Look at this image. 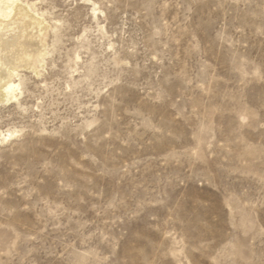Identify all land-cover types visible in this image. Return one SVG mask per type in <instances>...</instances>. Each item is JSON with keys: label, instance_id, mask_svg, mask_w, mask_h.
I'll return each instance as SVG.
<instances>
[{"label": "clouds", "instance_id": "clouds-1", "mask_svg": "<svg viewBox=\"0 0 264 264\" xmlns=\"http://www.w3.org/2000/svg\"><path fill=\"white\" fill-rule=\"evenodd\" d=\"M191 2L188 13L192 12ZM224 3L243 13L244 24L236 27L235 33L245 34L251 29L254 35L264 38V0ZM170 4L171 0H163V7ZM24 10V36L38 47L28 49L12 65L0 62V93L6 98L10 91L14 94V99H6L0 107L15 104L21 121L18 127L0 130V149L32 136L58 142L71 137L85 151L67 165L42 155L35 176L22 173L17 183L0 187V207L15 188L16 195L24 201L21 211L32 212L37 224L42 225L25 232L0 223V264H40L34 254L39 252L37 246H42L50 223L55 230L68 229L59 245L54 242L48 251L55 258L52 264H264V106L254 108L234 92L236 127L221 135L205 103L193 94L200 90L208 95L213 76L186 79L190 91L172 101L163 85L128 83L129 78L139 75L138 66L122 58L110 41L99 55L89 58L90 50L83 45L88 43L92 29L85 27L69 38L66 33L71 25L55 15L57 9L51 0H26ZM100 15L103 13H96ZM94 22L97 32H101L104 26L95 17ZM70 39L76 41V48L67 49L66 41ZM232 43L230 40V47ZM233 70L238 77V89L253 84L264 87V64L240 56ZM57 72L64 73L67 80L59 75L52 77ZM126 84L141 94L135 106L122 105L116 95ZM26 98L34 103H23ZM145 102L154 107L167 104L172 113L170 119L153 118L145 111ZM61 105L67 107L61 110ZM125 119L131 131L122 138L114 126ZM248 131L259 135L250 139ZM113 140L119 141L121 149L111 153ZM134 145L138 154L130 160L124 158L123 150ZM218 154H223L226 177H235L237 182L221 186L213 174H205ZM145 164L153 173L151 177L140 174L139 166ZM73 169L90 174V187L77 192L76 183L67 180ZM54 172L60 174L57 189L75 193L73 200H54L41 191L38 185ZM240 180L245 184L240 185ZM103 181L112 182L111 190L105 189ZM193 183L216 192L220 199L218 206L209 202L198 217L186 220L179 197ZM72 203L86 205L87 209H73L69 207ZM153 210L164 214L159 227L153 229L160 235L156 248L140 245L130 250L122 226L138 222L145 215L149 220H157ZM88 211L94 213V218L73 220ZM64 217L67 223H62ZM221 217L222 235L217 223ZM73 223L76 227L70 228ZM68 236L74 238L69 241Z\"/></svg>", "mask_w": 264, "mask_h": 264}, {"label": "rangeland", "instance_id": "rangeland-1", "mask_svg": "<svg viewBox=\"0 0 264 264\" xmlns=\"http://www.w3.org/2000/svg\"><path fill=\"white\" fill-rule=\"evenodd\" d=\"M93 1L99 5L97 12L103 15L96 16V13H93L92 0L90 3H82L81 0H51V3L57 9L55 15L63 17L71 25V29L66 33L69 38L78 35L85 27L92 29L88 43L83 45L90 50L89 58L92 55H99L102 48L106 47L110 41L122 58L130 59L134 66H138L136 70L139 75L129 78L128 83L141 86L163 85L171 95L172 101H175L177 97L190 91L185 83L186 79H205L210 75L213 76L214 83L208 95H204L200 90H195L193 94L199 102L205 103L221 135H226L236 127L232 103L234 92L238 94L240 100L246 99L254 108L264 106V87L253 84L250 87L237 88L238 77L233 69L238 66L239 57L246 56L249 61L264 64V38L254 35L251 29L246 30L245 34L234 32L236 27L244 24L243 13L236 6L225 4L224 0H192V12L188 13L186 9L190 0H171L167 8L163 7V0ZM94 17L100 25L104 26L106 35L103 31L97 32ZM225 27L227 30L222 31ZM230 40L234 42L231 47ZM66 43L67 49L78 46L75 40L70 39ZM59 67L62 68L63 63ZM201 69L204 71L202 72ZM57 75L67 80V76L60 72L53 73L52 77ZM73 79L79 80V77H73ZM116 95L124 106H135L141 98V94L127 84L120 87ZM73 99L75 97L70 99L69 103ZM23 103L31 105L34 100L26 98ZM64 107L67 105H61V110ZM144 107L145 111L157 120L168 121L172 114L167 104L154 107L145 102ZM0 119H3L0 130L18 127L21 121L17 106L9 104L7 107H0ZM179 126L187 131L186 126L182 124ZM114 129L122 138L131 131L127 119L115 125ZM246 135L250 139H256L259 134L248 131ZM120 149L119 141L113 140L110 152L114 153ZM84 151L80 142L71 137L58 142L29 136L23 142L0 149V187L17 183L22 179V173L35 176L39 158L42 155L46 154L57 160L59 164L67 165L69 160L78 159ZM123 151L124 158L129 160L138 154L135 145ZM222 155L218 154L215 157L210 168L205 170V174L210 172L221 186H224L237 182V179L226 177L224 172L226 165L221 158ZM146 164L139 166L140 174L151 177L153 173L146 168ZM152 167H155V164ZM88 175L90 174L73 169L68 174L67 180L76 183L77 192H79L83 187H90L87 184ZM78 176H83L84 179H77ZM59 178V172H54L44 177L43 182L38 186L43 193L50 195L54 200L67 203L73 200L76 194L60 192L57 189ZM97 183H100L99 178ZM238 183L245 184L242 180ZM103 184L106 190H111V181H103ZM179 198L186 220L198 217L208 207L209 202L218 206L220 199L216 192L207 187L198 188L194 183L189 184ZM23 203V199L16 195V189L12 188L7 198L2 200L0 223L8 228H20L25 232L42 226L37 224L32 212L21 211ZM69 207L73 209L79 207L82 211L87 209L86 205L76 203L69 204ZM153 211L159 217L155 221L149 220L145 215L138 222L122 226L127 232L126 240L130 250H136L140 245L153 250L156 248L160 235L153 229L159 227L164 214L159 210ZM92 218L94 213L88 211L87 215L73 217V220L80 219L83 222L84 219ZM62 223H67V217L62 218ZM217 223L221 226L219 234L222 235L223 218L221 217ZM69 227L75 228L76 225L73 223ZM67 232L68 229L55 230L50 223L48 231L42 237V246H37L40 250L34 254V258L40 261V264H52L55 258L49 256L48 251L54 246V242L59 245L61 238ZM73 238L67 237L69 241Z\"/></svg>", "mask_w": 264, "mask_h": 264}, {"label": "bare ground", "instance_id": "bare-ground-1", "mask_svg": "<svg viewBox=\"0 0 264 264\" xmlns=\"http://www.w3.org/2000/svg\"><path fill=\"white\" fill-rule=\"evenodd\" d=\"M24 3L26 0H0V62L8 65L14 64L28 49L38 47L35 41L24 36L25 27L22 19L25 15ZM96 5L97 3L92 0L93 13L99 10ZM102 31L105 33L104 28ZM6 99H14V94L10 91L6 98L0 93V105Z\"/></svg>", "mask_w": 264, "mask_h": 264}]
</instances>
